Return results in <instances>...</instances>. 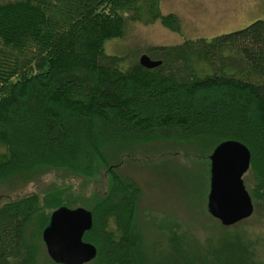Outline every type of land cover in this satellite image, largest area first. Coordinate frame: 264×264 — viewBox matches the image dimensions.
<instances>
[{
  "label": "trees",
  "instance_id": "trees-1",
  "mask_svg": "<svg viewBox=\"0 0 264 264\" xmlns=\"http://www.w3.org/2000/svg\"><path fill=\"white\" fill-rule=\"evenodd\" d=\"M155 21L180 34L159 0H0V181L35 169L93 178L95 163L103 167L110 185L90 210L83 241L96 257L87 264H264V244L237 228L243 221L203 241L175 223L159 228L160 243L138 229L141 190L115 172L107 148L238 141L251 156L250 198L264 203V20L150 48L162 62L151 70L138 52L105 51L131 25ZM63 194L0 206V264H56L39 261L37 242L51 213L72 205Z\"/></svg>",
  "mask_w": 264,
  "mask_h": 264
},
{
  "label": "rangeland",
  "instance_id": "rangeland-1",
  "mask_svg": "<svg viewBox=\"0 0 264 264\" xmlns=\"http://www.w3.org/2000/svg\"><path fill=\"white\" fill-rule=\"evenodd\" d=\"M159 8L161 14L177 17L180 34L159 21L139 22L131 25L122 39L107 41L105 51L128 55L129 60L138 52L134 57L138 60L142 54L148 55L147 50L153 47L176 46L189 39L209 40L243 29L256 20H264V0H159ZM126 61L122 62V68L129 63ZM213 149L214 143L210 140L195 139L190 142L157 141L104 150L121 179L133 180L141 190L136 223L147 241L162 242L164 234L159 228L172 223L179 226L180 232L196 236L200 241L206 236L214 238L212 234L224 231L225 228L209 215L206 207L209 156ZM95 164L96 175L93 178L72 175L61 169H35L1 180L0 206L24 196L41 198L54 189H62L63 198L72 204L70 209L90 211L106 196L110 185L105 169ZM248 178L246 173L243 179L247 192L251 185ZM252 204V215L237 228H242L247 237L263 245L264 203L252 201ZM37 244L39 261L48 260L44 244Z\"/></svg>",
  "mask_w": 264,
  "mask_h": 264
},
{
  "label": "water",
  "instance_id": "water-1",
  "mask_svg": "<svg viewBox=\"0 0 264 264\" xmlns=\"http://www.w3.org/2000/svg\"><path fill=\"white\" fill-rule=\"evenodd\" d=\"M138 63L151 70L162 64L142 54ZM250 152L240 142L219 143L209 156L210 177L207 212L222 226L230 227L249 218L253 204L243 176L250 167ZM92 228V214L84 208L60 207L51 213L41 234L49 259L56 264H87L96 257V248L83 241Z\"/></svg>",
  "mask_w": 264,
  "mask_h": 264
}]
</instances>
